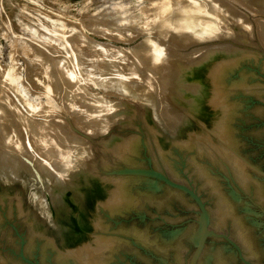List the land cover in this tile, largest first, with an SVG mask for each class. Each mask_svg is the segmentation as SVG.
I'll list each match as a JSON object with an SVG mask.
<instances>
[{
  "label": "water",
  "instance_id": "95a60500",
  "mask_svg": "<svg viewBox=\"0 0 264 264\" xmlns=\"http://www.w3.org/2000/svg\"><path fill=\"white\" fill-rule=\"evenodd\" d=\"M0 264H264V0H0Z\"/></svg>",
  "mask_w": 264,
  "mask_h": 264
}]
</instances>
